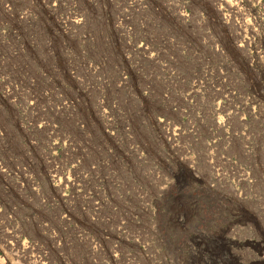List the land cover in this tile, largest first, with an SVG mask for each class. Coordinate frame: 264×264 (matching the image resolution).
Wrapping results in <instances>:
<instances>
[{
    "label": "rangeland",
    "instance_id": "374dc122",
    "mask_svg": "<svg viewBox=\"0 0 264 264\" xmlns=\"http://www.w3.org/2000/svg\"><path fill=\"white\" fill-rule=\"evenodd\" d=\"M0 264H264V0H0Z\"/></svg>",
    "mask_w": 264,
    "mask_h": 264
},
{
    "label": "bare ground",
    "instance_id": "6f19581e",
    "mask_svg": "<svg viewBox=\"0 0 264 264\" xmlns=\"http://www.w3.org/2000/svg\"><path fill=\"white\" fill-rule=\"evenodd\" d=\"M226 3L227 4H230L231 7L233 6L232 3H231V1H227Z\"/></svg>",
    "mask_w": 264,
    "mask_h": 264
}]
</instances>
